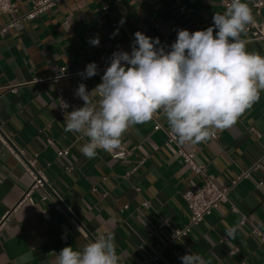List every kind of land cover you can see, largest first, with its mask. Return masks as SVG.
<instances>
[{
  "label": "crops",
  "instance_id": "1",
  "mask_svg": "<svg viewBox=\"0 0 264 264\" xmlns=\"http://www.w3.org/2000/svg\"><path fill=\"white\" fill-rule=\"evenodd\" d=\"M37 1L12 0L18 16ZM243 2L254 21L264 19V0ZM257 2L263 5L259 13L253 8ZM222 5L221 0H69L0 34V264H55L64 247L82 250L107 232L115 236L119 264H141L153 256L158 260L147 264H182L180 257L190 251L207 264H264V243L252 233L264 237V187H257L264 183V91L235 125L198 144L170 143L167 133L173 132L162 112L131 126L118 149H98L92 159L79 151L89 138L64 131L61 99L68 112L83 107L74 95L79 84L91 92L101 83L112 53L131 52L135 32L158 37L170 50L179 29H207L215 13L226 10ZM12 18L0 15V31ZM97 36L99 46L90 45ZM245 44L264 56L263 42ZM91 62L98 74L84 79L79 73ZM97 99L93 93L92 103ZM9 146L26 164L35 161L32 171L47 181L34 189L33 202L23 200L33 178ZM179 148L195 153L220 187L260 161L263 166L231 192L238 212L223 204L175 239L190 222L183 194L203 183L183 163ZM60 150L68 155L60 158ZM226 224L238 226L233 237Z\"/></svg>",
  "mask_w": 264,
  "mask_h": 264
},
{
  "label": "clouds",
  "instance_id": "2",
  "mask_svg": "<svg viewBox=\"0 0 264 264\" xmlns=\"http://www.w3.org/2000/svg\"><path fill=\"white\" fill-rule=\"evenodd\" d=\"M252 23L248 4L230 0L222 14L215 13L207 29H179L170 50L158 37L135 32L131 52L112 53L101 83L91 92L79 84L74 95L84 106L65 112L64 131L88 137L79 151L92 159L98 149H118L131 126L151 121L158 112L182 145L198 144L232 127L264 91V56L247 51L241 38ZM89 43L98 47L100 39L90 38ZM97 74L95 62L79 73L84 79ZM93 93L98 98L95 104ZM61 107L68 109L69 105L61 101ZM237 227L226 224L227 236L233 237ZM120 259L115 236L107 232L82 250L64 247L55 264H119ZM180 260L182 264H207L191 251Z\"/></svg>",
  "mask_w": 264,
  "mask_h": 264
},
{
  "label": "built area",
  "instance_id": "3",
  "mask_svg": "<svg viewBox=\"0 0 264 264\" xmlns=\"http://www.w3.org/2000/svg\"><path fill=\"white\" fill-rule=\"evenodd\" d=\"M69 0H38L35 5L32 7L31 11L28 12L26 15L18 16V9L17 6L12 2V0H0V15H12L13 18L11 21L0 31V34L4 35L9 32V30L18 28L21 25H23L25 22L32 21L35 18H38L39 15L49 11L50 9L58 6L59 4L66 2ZM177 3H179V0H175ZM222 6L226 9L229 4L230 0H221ZM261 3L257 2L253 4V8L258 10L261 8ZM250 7V6H249ZM106 9L108 6L105 7ZM251 9V7H250ZM181 11L186 10L185 6L180 7ZM247 34L249 37L244 40L245 42H251V41H260L263 42L264 45V19L261 22H256L250 24L247 26ZM264 51V46H263ZM61 101H63L61 99ZM61 112L65 113L67 109H63L61 107ZM155 117V115H154ZM153 117V119H154ZM161 125H157L155 127V130H161ZM254 131V129H252ZM168 139L170 143L177 144V137L173 133H167ZM257 136L260 138L261 135L257 134ZM1 140L3 138L0 136ZM212 139L216 140L218 138V135L211 136ZM9 151L11 154L15 157V159L23 165L27 173L33 178V184L29 187L27 192L25 193L23 200H29L30 202H33V199L31 197L32 192L36 188L43 187L47 181L45 177L42 175V173L36 175L34 171H32V168L35 166V161H29L28 164H26L23 161L22 153L19 151L17 152L16 149H14L12 146H9ZM178 154L181 157L183 163L189 167L192 173L195 175H198L203 178V183L199 186H195L193 189L188 190L185 194H183V200L187 206V208L190 211V222L189 226H187L183 231L177 232L174 236L175 239H179L182 236H185L189 234L192 230V228L196 225H199L204 222V220L211 216L212 213L218 209L223 204H229L231 212H238V208L235 207L233 203L230 201V194L235 189V187L238 185V183L243 179H248L251 176L252 171L259 170L262 168V161L257 163L253 168L246 171L245 173H242L239 175L235 180H233L229 185L227 186H218L216 183V178L213 175H209L206 171L205 166L199 165L196 162V154L195 153H188L187 151H184L183 149L179 148ZM68 155L67 150H60L58 153V156L61 158L63 156ZM120 156V155H118ZM258 188L264 187V183L260 182L257 184ZM146 205V204H145ZM245 218L242 221V225L245 223ZM253 234L260 237L264 243V237L262 234L254 230L252 232ZM236 251V250H235ZM151 261H157L158 257L153 256L149 258ZM148 261L142 262L141 264H147Z\"/></svg>",
  "mask_w": 264,
  "mask_h": 264
}]
</instances>
